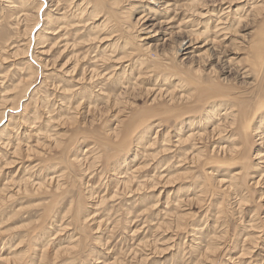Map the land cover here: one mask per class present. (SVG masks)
<instances>
[{"label":"rangeland","instance_id":"1","mask_svg":"<svg viewBox=\"0 0 264 264\" xmlns=\"http://www.w3.org/2000/svg\"><path fill=\"white\" fill-rule=\"evenodd\" d=\"M163 1L0 0V264H264V0H205L212 41ZM232 104L209 147L247 159L194 170V114Z\"/></svg>","mask_w":264,"mask_h":264},{"label":"bare ground","instance_id":"2","mask_svg":"<svg viewBox=\"0 0 264 264\" xmlns=\"http://www.w3.org/2000/svg\"><path fill=\"white\" fill-rule=\"evenodd\" d=\"M143 1H145V2H147V1H149V0H143ZM161 1V2H160ZM169 2H171V1H169ZM168 1H163V0H152V6H151V8H150V11H156V12H159V13H165V16H163L162 18H163V21H158V22H161V23H163V22H166V23H170V22H172L174 19H175V15L174 14H172L173 12H175V11H177V10H181L180 9V7L179 6H177V5H175L174 3H172V4H170ZM178 3V2H177ZM206 1L205 0H187L186 1V3L184 4L185 5V7H187V11H189L190 13H191V15H196V17H199V19L200 20H203L201 23H204V26H205V31H204V34L206 35L205 36V38H208L209 40H211L212 41V38H210L211 37V31L213 30H211V26H210V23H212L213 21H210V15H211V12L210 11H208V10H206V9H208L207 7V5H206ZM148 4H149V2H148ZM155 4H157V6H158V8H156L155 9ZM181 4V3H180ZM183 4H182V6H184ZM198 6H200V7H203V8H206V9H204V10H202L201 12L202 13H200L199 11H198ZM250 8V7H249ZM249 8H248V10H249ZM225 10V9H224ZM223 10V11H224ZM87 11V10H86ZM185 11V10H184ZM250 12H253L254 13V15H255V17H256V19L257 20H260L263 16H264V5H260L259 3H255V4H253L252 5V7L250 8V10H249ZM169 12H172L171 13V15L172 16H166V14H168ZM176 13V12H175ZM148 14H150L149 12H148ZM148 14H143L142 13V15H141V17L139 18L140 20H143V22H142V24H141V29H140V31H141V33L142 32H144L145 34H146V36H149L151 33L152 34H156V32H155V30H153L152 29V27H147V28H144L143 29V27H144V22H146V21H148V18H147V16H148ZM177 14V13H176ZM160 15V14H159ZM178 15V14H177ZM217 15V14H216ZM40 16V15H39ZM249 18V17H248ZM161 20V19H160ZM262 20H264V17L262 18ZM155 24V23H154ZM164 24V23H163ZM171 24V23H170ZM174 24V23H173ZM182 24H183V22H179L178 24H177V30L179 31V32H181V27H182ZM163 26V25H162ZM160 27V26H159ZM216 25H214L213 26V28H214V30L216 29ZM172 28V27H171ZM184 30V29H183ZM63 32V31H62ZM199 32V31H198ZM181 34V33H180ZM186 34V36L189 38V39H191V38H193V35H192V33L190 32V31H188V32H186L185 33ZM163 35V34H162ZM166 35V34H165ZM223 35V34H222ZM210 36V37H209ZM183 37V36H182ZM173 39V38H172ZM182 39V38H181ZM183 39H184V37H183ZM197 39V38H196ZM196 39H194V40H196ZM214 39H216L215 37H214ZM191 42V40H189V43ZM197 43V42H196ZM191 44V43H190ZM205 44V43H204ZM184 47V46H183ZM195 49V48H194ZM183 49H182V45H180L179 46V49H178V53L179 52H181ZM209 50V49H208ZM207 51V50H206ZM205 51V52H206ZM66 52V51H65ZM205 52H203V53H200V54H204L205 55ZM182 53V52H181ZM197 55V56H199L198 57V59H200L198 62H199V64L200 63H203L204 64V62H203V57H204V55ZM131 56V54H126L125 56L127 57V56ZM128 56V57H129ZM197 56H195V57H197ZM125 57V58H126ZM122 59H123V61H124V57L123 58H118V64L120 63V62H122ZM205 61V60H204ZM209 63V62H208ZM200 65H202V64H200ZM200 65L198 66V70L201 68L200 67ZM121 66V65H120ZM209 66V65H208ZM196 68V67H195ZM124 69V68H123ZM210 71V73H213V71H212V68H211V70H209ZM67 72V71H66ZM72 72V71H71ZM73 72H74V70H73ZM72 72V73H73ZM202 72V71H201ZM69 73H70V71H69ZM207 73V72H206ZM209 74V73H208ZM140 75H142V72H139L138 73V76H140ZM98 76V75H97ZM106 76V75H105ZM93 77V76H92ZM111 77V75L109 76V78ZM159 77V76H158ZM108 78V79H109ZM107 79V80H108ZM157 79V78H156ZM81 80V79H80ZM79 80V81H80ZM158 80V79H157ZM86 81V80H85ZM176 86V85H175ZM107 87H109V88H111L112 87V85H108ZM151 92H153L152 93V100L153 101H155L159 96L160 97H162V96H165L166 98H168V101H170V102H176L177 100H179V99H177L176 97H175V95L174 94H172V92H169V93H167V91H163L161 88H157V91L155 92L154 90H150ZM64 93H66L67 94V92H66V90L64 91ZM197 94V93H196ZM103 95V94H102ZM197 96V95H196ZM159 97V98H160ZM194 97H195V95H194ZM107 98V97H106ZM180 99H181V97H179ZM196 98V97H195ZM106 101H107V99H106ZM199 103H200V101H198ZM107 103V102H106ZM109 103V102H108ZM184 103V102H183ZM198 103V104H199ZM204 104V103H203ZM211 104V103H210ZM79 105H81V104H79ZM83 105V104H82ZM81 105V106H82ZM112 105V104H111ZM215 105V104H214ZM224 105V104H223ZM85 106V105H84ZM216 106V105H215ZM197 107V106H196ZM196 107H194V108H196ZM198 107H200L199 105H198ZM197 107V108H198ZM202 108V107H201ZM91 110H93L92 108H91ZM217 110V109H216ZM203 112H200V113H196V114H194V115H196V116H194V126L195 125H199L201 128H203V130H201V128H200V130H201V132H196L195 134H193L194 135V152L196 151H198V150H201V151H199V152H197L196 154H194V167H196V168H194V170L195 169H197V168H199V167H203V166H201L200 165V163L201 162H203V161H206L205 163H207V164H212V163H214L215 161L217 162V161H219L220 159H219V157L218 156H221V161H222V163H220V164H222V165H224L223 163H238V162H235V161H237V160H244L245 158H246V153H244V148L241 146V147H239V146H237V144H235L234 142H233V140H232V143H231V145H229V143L226 145H220L221 143H219V145L218 146H216L215 144L213 145V148L210 150V147L212 146V144H211V146L209 147V144H210V142L212 141V139H214L215 137H217L218 136V134H220L221 133V131H224V129L225 128H229V129H233V130H236L237 132H238V130H240L241 128H244L245 127V124H246V121H244V119H243V117H241V114H242V111L239 109V108H235V105L233 106V104H232V107L231 108H224L223 109V111H221V112H219L220 114L222 113L223 114V116H222V114H221V116H222V118L221 119H219L218 118V114H217V112L214 110V109H212V107L210 108V110L209 109H205V110H202ZM132 122V121H131ZM223 122H225V123H223ZM223 123V124H222ZM260 123H261V125H262V122L260 121ZM116 125V124H115ZM120 125H125V123H124V121L123 120H119V121H117V125L116 126H119L120 127ZM220 126H222V127H220ZM122 127V126H121ZM196 128V127H195ZM115 130V132H114V134H117V131H116V128H114ZM226 130V129H225ZM228 130V129H227ZM256 131V130H255ZM225 132V131H224ZM230 132V131H229ZM246 131L244 130V133H245ZM233 133H234V131H233ZM264 134V133H263ZM263 134H259V135H257V136H259V138H258V140L260 139V141H263V139H264V136H262ZM125 135V134H124ZM256 135V134H255ZM125 137V136H124ZM220 137V136H219ZM229 137H231L230 135L227 137V139L229 138ZM256 137V136H255ZM184 138V137H183ZM162 139V138H161ZM210 140V141H209ZM216 140V139H215ZM214 140V141H215ZM249 140V139H248ZM124 141V140H123ZM213 141V142H214ZM227 141V140H226ZM231 141V140H230ZM229 141V142H230ZM220 142H222V141H220ZM215 143V142H214ZM260 143V142H259ZM201 144H207L208 146H205V148L203 149V147H201V146H198V145H201ZM198 146V147H197ZM209 147V149H207ZM202 148V149H201ZM65 151V150H64ZM149 155V154H148ZM147 157V156H146ZM154 157V156H153ZM205 157V158H204ZM260 157V159L261 160H263V158H261V156H259ZM148 158V157H147ZM223 158V159H222ZM247 159V158H246ZM151 161V160H150ZM157 161V160H156ZM155 161V162H156ZM178 161V160H177ZM220 162V161H219ZM262 163H264V161H261ZM260 162V163H261ZM150 164V163H149ZM206 164V165H207ZM205 165V164H204ZM208 165V166H209ZM212 166V165H211ZM210 166V167H211ZM228 166V165H227ZM209 167V168H210ZM214 167V166H213ZM217 167V166H216ZM222 167V166H221ZM206 168H208V167H206ZM137 170V169H136ZM214 170V169H213ZM135 171V170H134ZM197 171V170H196ZM206 172V171H205ZM215 172V171H214ZM139 173V172H138ZM218 173V172H217ZM232 175V174H231ZM239 175H241V174H239V173H237L236 175H232L230 178H229V176L227 177V178H229V180L228 181H233V182H229V183H227V182H223V180H221V182L220 183H227V187H228V189L229 188H233L234 189V191L236 190L235 188H236V179H237V176L239 177ZM161 176V175H160ZM260 178L258 179V181L260 180V179H262V181H263V179H264V174H263V172H261V175L259 176ZM172 178V177H171ZM128 181V180H127ZM238 181V180H237ZM258 181H257V183H258ZM136 182V181H135ZM235 182V183H234ZM121 183V182H120ZM144 183V182H143ZM165 184V183H164ZM238 184H239V182H238ZM142 185V184H141ZM242 186V185H241ZM141 191V190H140ZM237 191V190H236ZM242 192V191H241Z\"/></svg>","mask_w":264,"mask_h":264}]
</instances>
